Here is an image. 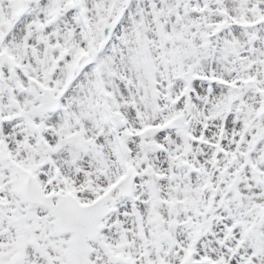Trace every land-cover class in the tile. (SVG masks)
I'll return each instance as SVG.
<instances>
[{
  "label": "snow or ice",
  "instance_id": "6c2138e0",
  "mask_svg": "<svg viewBox=\"0 0 264 264\" xmlns=\"http://www.w3.org/2000/svg\"><path fill=\"white\" fill-rule=\"evenodd\" d=\"M0 264H264V0H0Z\"/></svg>",
  "mask_w": 264,
  "mask_h": 264
}]
</instances>
